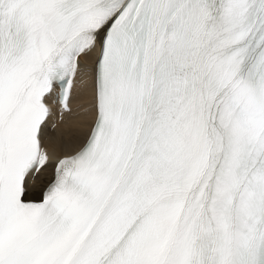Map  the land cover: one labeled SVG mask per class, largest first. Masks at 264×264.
<instances>
[{
    "label": "snow or ice",
    "instance_id": "obj_1",
    "mask_svg": "<svg viewBox=\"0 0 264 264\" xmlns=\"http://www.w3.org/2000/svg\"><path fill=\"white\" fill-rule=\"evenodd\" d=\"M0 264H264V0H0Z\"/></svg>",
    "mask_w": 264,
    "mask_h": 264
}]
</instances>
